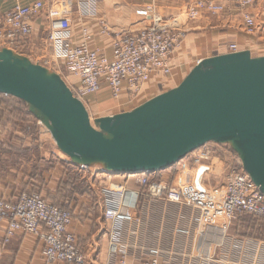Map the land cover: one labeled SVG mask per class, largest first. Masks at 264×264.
<instances>
[{
	"label": "built area",
	"instance_id": "1",
	"mask_svg": "<svg viewBox=\"0 0 264 264\" xmlns=\"http://www.w3.org/2000/svg\"><path fill=\"white\" fill-rule=\"evenodd\" d=\"M79 1H83L82 5L88 2ZM254 1L234 0L243 9L251 7ZM43 8L41 2H35L29 7L16 5L0 18V46L12 51L20 41L29 37L32 33L31 21ZM203 10L222 14L224 7L211 2H198L193 8L186 9L183 16L178 14L164 20L154 12L152 6H147L143 14L148 24L140 29H112L101 20L93 29L89 26L80 27L75 35L67 19L70 11L62 8L51 11L59 24L50 30L48 41L57 64L79 81L77 88L67 86L85 108L87 99L99 93L103 85L107 86L110 98L117 103L123 96L127 103L136 102L142 99L153 79L166 81L171 78L173 54L186 37L185 20H195ZM243 22L248 34L256 32L252 16L244 13ZM102 41H107L108 45ZM237 52V46L231 44L227 46L225 54ZM190 155L189 167L193 180L189 193L192 199L188 205L198 211L199 235L207 229L222 231V239L216 245L219 248L234 220L243 215L264 220V194L243 171L234 152L232 157L236 158L237 165L233 166L218 197H212L213 194L205 196L207 191L203 185L204 179L212 171L211 162L216 158L214 151L205 145ZM91 167L77 165L74 169L89 173ZM137 183L141 192H102L104 221L117 224L119 228L126 227L137 223L132 213L148 201L163 199L169 204L182 202L181 189L177 185L150 181L147 174L138 175ZM71 223L72 213L69 210L53 206L40 194L22 193L12 201L0 198V257L14 236L25 234L35 236L43 243L41 255L47 264H84L77 237L69 230ZM176 233L183 236L188 234L183 229H178ZM125 246L115 233L109 247L111 257L116 259L121 254L120 250L126 249ZM145 253L148 260L137 264H172L170 261L159 260L165 254L160 249L149 248ZM209 258L203 257L204 260ZM117 264L127 262L120 258Z\"/></svg>",
	"mask_w": 264,
	"mask_h": 264
},
{
	"label": "crops",
	"instance_id": "2",
	"mask_svg": "<svg viewBox=\"0 0 264 264\" xmlns=\"http://www.w3.org/2000/svg\"><path fill=\"white\" fill-rule=\"evenodd\" d=\"M85 1L88 2L82 5L83 1L79 0H0V18L16 5L29 7L35 2L43 4L42 14L31 21L32 33L30 37L24 41L23 46L19 47L20 53L26 54L28 60L37 58L38 54L43 52V43L48 42L50 30L57 26L55 22H58V20L51 15V11L57 9L70 6L67 19H69V25L75 35H77L80 27L89 26L93 29L97 22L101 20L105 21L112 29L121 30H137L148 24L146 20H143L136 27L129 26V22L127 23L128 18L125 16L126 7H124L122 0ZM175 2L181 4L175 10V14L193 8L197 2H213L223 6L224 12L216 15L203 11L198 15V19L191 20L192 24L185 39L173 54L174 68L177 63L179 64V60L182 63L194 64V68L202 59L225 54L227 46L231 44H235L239 52L248 51L251 57H264V0H255L251 7L245 9L237 6L234 0H175ZM244 13L254 19L257 28L254 34H248L245 29ZM102 42L108 45L107 41ZM49 48L52 53V47ZM2 49L7 48L0 46V50ZM175 72L172 75L171 82L179 77V73ZM166 82L161 79H153L147 92L139 102L143 101L145 103L164 93L165 89H173ZM71 85L77 88L79 81L74 79L73 83L71 81ZM100 92L109 95L106 85L102 86ZM136 102L127 103V99L123 96L118 106L121 105L122 108L132 106L130 109L132 110L136 108ZM138 105L140 106V104ZM123 112L125 111L121 110L118 113ZM29 114L33 115L31 112ZM232 153L233 151L229 152L231 157L233 156ZM221 159L220 156H217L211 162L213 174L210 177L213 179H215L216 169H221L219 164V167L217 166V162ZM76 166L71 162L62 160L61 168L63 169L56 167L55 173L52 175L53 179L46 180V189L57 190L60 179L62 180L61 184L67 181L66 173H62L64 168L75 170L74 167ZM173 167L147 174V176L150 181L163 185L174 184L181 189L180 183L177 182L181 180L189 164L180 165L179 163L176 168ZM7 171L10 174L8 173L6 177H2L0 174V198L12 201L17 197V194L14 190V184H11V182L26 181L28 173H14L15 170L13 171L10 167ZM83 178L90 194L87 196L84 193L77 192L72 196L73 202L68 204H70L73 215L69 230L77 237V245L84 264H117L120 258H124L127 264H137L136 262L148 260L149 257L145 250L149 248L162 250L165 254H162L159 260L170 261L172 264H264V238L256 240L233 231L236 224L238 228L241 227L240 221L243 218L262 221L247 215L234 220V223L231 222L232 224H230L221 247H216L212 253L197 255L196 243H201L198 233L199 214L195 208L188 205L191 202L192 195H189L188 191L187 193L183 192V190H181L183 201L181 204H169L160 199L159 201H148L140 209L134 210L132 214L136 217L137 223L120 227L123 230L120 233V239L125 243L126 249L122 248L120 250L121 254L115 259L111 257L109 247L112 236L116 232L115 229H118L119 226L111 223L110 229H105V232L102 233L100 228L104 210L102 192L104 190L116 194L129 190L141 192L142 189L137 183L138 175L108 173L101 166L95 167L94 165L89 173H83ZM205 183L206 186L209 184L204 179ZM205 190L208 194L212 193L210 186ZM42 192L46 196L44 190ZM66 204L67 202L64 206ZM104 223L106 222L103 221ZM178 229H183L188 234L186 236L178 235L176 233ZM206 243L210 244L209 242ZM42 248L43 243L37 237L18 234L14 236L2 252L0 264H47L41 255ZM207 256H210V258L204 260L203 257ZM172 259H175V261Z\"/></svg>",
	"mask_w": 264,
	"mask_h": 264
},
{
	"label": "water",
	"instance_id": "3",
	"mask_svg": "<svg viewBox=\"0 0 264 264\" xmlns=\"http://www.w3.org/2000/svg\"><path fill=\"white\" fill-rule=\"evenodd\" d=\"M0 95L26 104L75 165L153 174L208 143L228 144L264 194V57L241 51L202 59L176 88L92 127L59 76L2 49Z\"/></svg>",
	"mask_w": 264,
	"mask_h": 264
},
{
	"label": "rangeland",
	"instance_id": "4",
	"mask_svg": "<svg viewBox=\"0 0 264 264\" xmlns=\"http://www.w3.org/2000/svg\"><path fill=\"white\" fill-rule=\"evenodd\" d=\"M122 1H123V5H125L124 7H126L125 16L128 18L127 23L129 22L130 24L129 26L132 27H136L138 24H140L139 22L143 20L145 21L143 9L144 7L147 6H152L154 12L159 16H161L162 18H164V20L171 19L178 14H181L182 16L185 14V10H183L181 13L179 12L175 14L176 12L175 10L179 8L181 5L180 3H176L175 0H122ZM202 3H208V2H202ZM63 9H66L67 11L69 10L68 7H65ZM43 10L44 9H42L39 15L42 14ZM203 11H207V10H203ZM196 19H198V17ZM185 23L187 26L186 27L187 30L186 35H187L192 22L185 20ZM55 24H59V22L56 21ZM26 39L20 41L17 44V47L13 48L14 51L12 50V52H14L15 55L20 58L27 59V57L25 56L26 54L20 53L19 51L20 50L19 47L24 45V41ZM49 45H50L49 41L44 42L43 52L39 53L37 58L34 59L31 58L30 59L31 61L28 59L27 60L34 65H38L46 69L49 74H55L59 76L66 85L68 86L71 85V81L73 83L74 78L71 77L68 73H66V71L62 69L59 64H57V61L53 58V54L50 51ZM193 65L190 63L188 64V62L182 63L181 60H179V64L177 63V65H175L174 68V63H173L174 72L172 71V75L173 73H176L175 71H177L179 73V77L177 78V80L173 82H171L173 76H171L170 79L166 80L168 82V86L172 88H176L193 69ZM169 90L165 89L164 92H167ZM86 102H87L86 110L92 127H95V120L98 118L108 117L117 114L121 110L128 112L132 108V106L121 108L120 106H118V103L116 101L110 98L109 95L103 94L101 92L95 94L94 96L89 97ZM142 103L143 101L136 102L137 106H139L138 104L141 105ZM29 113L30 112L28 110L27 105L24 104L23 102L19 100H14L12 98H9L8 96H0V174L2 177L8 176L9 173L7 171L8 167L12 168L13 171L15 170L14 173H19V174L22 172L28 173L27 174L28 178L26 181L22 180V181H14L13 183L11 182V184H14V188H15L14 190L16 191L17 196L21 195L22 193H29L30 190L36 189L39 192L38 194H41L43 197L46 198L44 193L43 192L40 193V191L44 190V192L50 196H53V193L56 194V190L46 189V180L48 181L50 179H53L52 175L55 173L56 167L63 169L61 168L62 160L68 162H70V160L68 157L63 155L57 149L54 141L52 140L48 130L43 125L42 121ZM206 147L207 149L213 150L216 157L220 156L222 158L220 161L217 162V166L219 164L221 169L219 168L216 169L215 179L210 177L213 174L211 171V173L205 178V180L208 181L209 184L207 186L206 183L204 184V189H207L208 186L211 187L213 193L212 197H216V196L218 197L222 192L224 182L226 178L230 175L233 166L237 165L236 158H233L229 155L230 152L229 149L230 150L232 149L228 144L217 145L214 143H208ZM190 158L191 155L187 156L185 159L179 162L180 165H183L184 163H187V165L190 164ZM24 164L26 165L23 166ZM177 165H175L173 168H176ZM98 166L100 167V165ZM98 166L95 165V167ZM190 169L191 168L188 167L184 175L181 177V180L180 181L178 180L179 182H177L178 184L180 183L181 190H183V192L186 193L187 191L190 193L191 183L193 180V174ZM63 172H65L67 175L66 187L69 186L70 188H74L75 191H78L82 194L84 193L87 196L90 194L87 185L83 181L84 180L83 173L72 170L71 168L69 169L64 168L62 173ZM61 181L62 180L60 179L58 182L59 187L56 188L57 190L61 186ZM4 183L9 184L7 182ZM208 191L210 192V190ZM206 195H209L208 192L205 193V196ZM61 196L55 197L56 200L58 201L63 200ZM66 202H67L65 206L66 209L72 212L70 204L68 203H71L73 201L66 200L63 201L61 205H64ZM103 221L104 220L100 221L101 223L100 228L102 229V233L105 232V229H110L111 227L110 222L104 221L106 223L103 224ZM240 222H241L240 228H238L237 224L236 225L234 224L235 225L233 230L234 233H238L243 236H249L256 240L264 238V220L254 221L252 219L243 218L241 219ZM115 231H116L115 233H117V235L120 236L122 230L118 228L115 229ZM113 238H115V236ZM221 238H222V231L207 229L206 231L202 232L199 235V239L201 243L198 244L204 250L212 253L216 248L217 242L219 243ZM206 242H209L210 244H207Z\"/></svg>",
	"mask_w": 264,
	"mask_h": 264
},
{
	"label": "trees",
	"instance_id": "5",
	"mask_svg": "<svg viewBox=\"0 0 264 264\" xmlns=\"http://www.w3.org/2000/svg\"><path fill=\"white\" fill-rule=\"evenodd\" d=\"M37 192V194L39 193L36 189L34 190H30L29 193H35ZM42 191H40L41 193ZM78 191H75L74 188H70L69 186L66 187V182L65 183H62L60 188L58 190H56V194L54 193L53 196H50L46 193V201L49 202L50 204H52L53 206H56V207H59V208H62V209H66V207L64 205H61L63 201H66V200H70V201H73L72 199V196L77 193ZM29 193H26V194H29ZM41 195V194H40ZM62 195V196H61ZM60 197L63 199V200H56L55 197ZM59 204V205H58ZM68 210V209H66Z\"/></svg>",
	"mask_w": 264,
	"mask_h": 264
},
{
	"label": "bare ground",
	"instance_id": "6",
	"mask_svg": "<svg viewBox=\"0 0 264 264\" xmlns=\"http://www.w3.org/2000/svg\"><path fill=\"white\" fill-rule=\"evenodd\" d=\"M131 111V110H130ZM207 145V144H206ZM192 154V153H191ZM142 174H140L141 176ZM183 202V201H182ZM209 251L204 250L199 244L198 242L196 243V254L197 255H203V254H209Z\"/></svg>",
	"mask_w": 264,
	"mask_h": 264
}]
</instances>
